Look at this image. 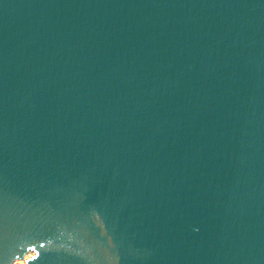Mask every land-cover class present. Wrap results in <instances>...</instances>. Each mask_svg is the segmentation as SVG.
Wrapping results in <instances>:
<instances>
[{
  "label": "water",
  "instance_id": "water-1",
  "mask_svg": "<svg viewBox=\"0 0 264 264\" xmlns=\"http://www.w3.org/2000/svg\"><path fill=\"white\" fill-rule=\"evenodd\" d=\"M264 264V0H0V264Z\"/></svg>",
  "mask_w": 264,
  "mask_h": 264
},
{
  "label": "rangeland",
  "instance_id": "rangeland-1",
  "mask_svg": "<svg viewBox=\"0 0 264 264\" xmlns=\"http://www.w3.org/2000/svg\"><path fill=\"white\" fill-rule=\"evenodd\" d=\"M34 255V251L32 249L27 250L24 255L20 258H16L12 264H25L28 259H30Z\"/></svg>",
  "mask_w": 264,
  "mask_h": 264
}]
</instances>
